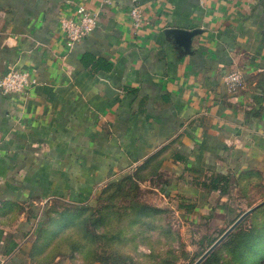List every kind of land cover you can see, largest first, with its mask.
<instances>
[{
    "label": "crops",
    "instance_id": "1",
    "mask_svg": "<svg viewBox=\"0 0 264 264\" xmlns=\"http://www.w3.org/2000/svg\"><path fill=\"white\" fill-rule=\"evenodd\" d=\"M111 2L0 0V76L37 81L0 94V264H69L41 238L51 208L120 180L190 218L264 185V0H139L137 31ZM80 6L97 24L69 49L59 21ZM169 29L200 34L185 52Z\"/></svg>",
    "mask_w": 264,
    "mask_h": 264
},
{
    "label": "rangeland",
    "instance_id": "2",
    "mask_svg": "<svg viewBox=\"0 0 264 264\" xmlns=\"http://www.w3.org/2000/svg\"><path fill=\"white\" fill-rule=\"evenodd\" d=\"M243 193L218 201L220 213L190 218L177 199L128 182L105 188L83 212L54 205L43 233L69 264H195L226 227L256 208L200 264H264V185ZM58 212L67 216L63 222Z\"/></svg>",
    "mask_w": 264,
    "mask_h": 264
},
{
    "label": "built area",
    "instance_id": "3",
    "mask_svg": "<svg viewBox=\"0 0 264 264\" xmlns=\"http://www.w3.org/2000/svg\"><path fill=\"white\" fill-rule=\"evenodd\" d=\"M110 5L111 0H101ZM130 4L129 18L132 28L137 31L143 22V12L139 0H125ZM97 14L90 12L84 7L77 8L71 18H62L59 21L60 29L65 35L66 45L72 49L76 44L82 42L96 27ZM37 81L26 71L15 68L0 76V94L4 96H17L29 91ZM242 76L235 72L224 78V85L228 92H235L243 87Z\"/></svg>",
    "mask_w": 264,
    "mask_h": 264
},
{
    "label": "water",
    "instance_id": "4",
    "mask_svg": "<svg viewBox=\"0 0 264 264\" xmlns=\"http://www.w3.org/2000/svg\"><path fill=\"white\" fill-rule=\"evenodd\" d=\"M165 34L167 37H172L175 41V43L182 47L185 52H188L193 37L197 36L200 34L199 30L195 31H184V30H177V29H169L165 31ZM102 85L105 87V92L107 95L113 94V92H116L112 90L109 85L105 82L102 83ZM256 208H253L247 212H245L240 218L236 220L233 225L227 229V231L212 245V247L195 263V264H200L208 255L209 253L250 213H252Z\"/></svg>",
    "mask_w": 264,
    "mask_h": 264
},
{
    "label": "trees",
    "instance_id": "5",
    "mask_svg": "<svg viewBox=\"0 0 264 264\" xmlns=\"http://www.w3.org/2000/svg\"><path fill=\"white\" fill-rule=\"evenodd\" d=\"M128 182H130L131 184H137V183H134L133 181H131V179L130 178H128V179H124V180H120V181H118V182H115V183H112V184H110V185H108L106 188H108V187H112V186H114V185H116V186H120V185H123L124 183H128ZM107 190V189H106ZM105 190V191H106ZM87 209V208H86ZM86 209H79V210H76V212L75 213H79V212H83V211H85ZM90 209V208H89ZM59 215H61V213H59ZM58 215V216H59ZM65 217H67L65 214H62L61 216H60V218H59V222H63L64 221V219H65ZM239 218V217H238ZM237 218V219H238ZM236 219V220H237ZM235 220V221H236ZM233 223H231L230 225H232ZM229 225V226H230ZM60 228H62V225H61V227ZM226 230H227V227H226ZM43 235L46 237V238H48L47 237V235L46 234H44V233H42V235H41V238H44L43 237ZM50 238V237H49ZM48 238V239H49ZM226 239V238H225ZM50 240V239H49ZM55 240H53V242H54ZM217 241V239L216 240H214V243ZM213 242H212V244H214ZM55 244H56V246H57V243L55 242L54 244L53 243H51V250H53V246H55ZM55 250H57V248L55 247ZM58 251V250H57Z\"/></svg>",
    "mask_w": 264,
    "mask_h": 264
}]
</instances>
